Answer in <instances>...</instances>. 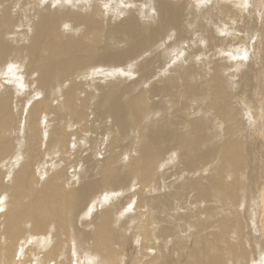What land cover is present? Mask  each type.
<instances>
[{
    "label": "bare ground",
    "instance_id": "6f19581e",
    "mask_svg": "<svg viewBox=\"0 0 264 264\" xmlns=\"http://www.w3.org/2000/svg\"><path fill=\"white\" fill-rule=\"evenodd\" d=\"M30 1L31 0H0V23H3L6 28L5 33L8 39L4 43V38H0V77L2 78L0 80V264L11 263V259L17 258L21 260L18 264H71L72 258L78 259L79 257H82V260L86 264H210L212 259L222 261L221 264H236L232 261V258L236 255L235 249L238 247V243L236 244L233 242H236L235 232L238 234L237 227L243 229L241 226L243 224L239 222L240 217H238L237 214L240 212V209L245 210V203L251 204L250 199H254L255 197L246 199L240 198L242 201H239V196L245 189L240 186L242 180L236 176L235 172L233 173L234 177H231L228 183L225 182L226 177L224 176H226V166H229V169H232V171H236V167L239 166V159L242 157V150H240L235 140L232 141L233 138L232 140L230 139V136L226 138L227 141H225L222 146L220 152L221 159L218 158L222 161L221 166L217 165L219 167L215 172L212 171L214 174H211V178L204 180L208 190L195 187L197 184L195 185V183L190 180L192 185H195H193L194 188L188 187V189L175 192H166V189L164 192L150 191L149 193H143L136 190V193H134L135 191L132 192V185L135 180L138 181L139 186L145 189L154 187V169L157 170V168H155L157 157L154 151V142L162 138L165 144L172 143L169 141L175 136H179L173 131L174 129L172 131H170V129L164 130L163 127L158 129L161 134L155 137L149 135L147 140H143L141 148L137 153V158H132L129 161V166H127L128 164L126 165L128 169H125V172H120L118 165H115L117 155H114L112 152L103 155V158H100L94 165L90 161H94L95 159V156L93 157V155H95L93 154L94 151L89 154L88 152L90 149L84 146L83 143L82 145L79 143V145H81L79 153L72 151L68 154L69 157L66 156V159H63V161H60L62 155L55 157L56 159L54 158V161H41L45 154H51L53 152V147L56 143L59 144L60 148L63 146L66 147L68 145L67 141L71 135V132L68 131L64 133V127H38L36 124L40 120L41 113L45 111L47 114H51L55 112V109L61 108L65 113L67 112L72 116L74 122L81 121L84 116H86V105L90 97H88L89 95L85 96V93L81 91L84 82L81 83V79H74V77L79 78L77 72L83 70V67H85L87 73L95 69V67H101L102 64H104V66L105 64H111L112 66L122 65L125 63V59L130 57L140 60V58L144 56V53H146V49L152 39L159 34L162 28H172L175 34L174 37H176L177 43H179L186 35L185 29L188 28L189 21L195 23L197 20L194 19L193 16L189 17L191 12L187 9L186 0H182L178 3L172 0H154V8L157 9L159 15L155 13L158 19L156 25L158 26L154 25L153 27H158L160 30H156L155 28L152 30H141L137 19L140 18L142 14L137 13L134 8H128L127 4H122L120 6V8L123 9L120 14L122 20L108 28V31L120 40V43L114 47H107L102 39L104 38L106 40L105 37H102L105 25L100 11L104 9L108 0H39V3H44V9H40L38 3L32 11L24 12V6ZM110 1L111 3H116L114 0ZM140 1L141 0H129L131 4ZM113 8V5L108 8L106 12L108 17L112 13L113 16L118 15L116 9L113 12ZM151 9L152 8H149V6L146 7V13L148 14ZM119 10L118 7V11ZM151 18H153V16L149 14L147 19ZM185 20H189L188 23L186 22L185 24ZM66 23L67 25L65 27ZM29 26H32L31 33L27 32ZM15 28H17L16 31H14ZM64 28L69 29V31L64 30ZM148 28L151 27L148 26ZM211 30L213 31V29ZM8 33H14V35L9 37ZM167 34L170 33L168 32ZM29 35H31V37L28 39ZM210 35L213 36L212 34H209V36ZM158 38L162 39L163 37L160 38L159 36ZM213 39L209 38L208 40L210 44L213 43L214 45ZM28 40L29 42H27ZM7 55H15L16 62L18 60L21 65L24 64L26 68L25 74L29 76L26 77V82L30 85L33 84L38 90L44 93L41 100L31 105L26 115L27 121L23 143L28 147L27 152L30 154V157L23 159L21 163V158L17 153L15 156L12 155L11 157L8 155L13 145L11 143V134H13V130L9 127L12 120L13 108L21 109L24 100H20L19 97L15 100L16 96L12 95L14 91L9 87V84L12 83L10 76L11 65L8 58H6ZM152 67L147 63L145 68L143 65V69L140 72L142 73V78H140V82L138 81V86H134L133 93H131V90L126 92L127 89L117 85L118 83L114 84L116 83L115 81L101 91L100 102H98L99 108H101V110L99 109V113L102 116L108 115L113 124L119 126H116L119 130H123L125 127L137 126L146 111L147 101L145 100V94L148 92L152 95L158 93V91H155V87V90L151 88L148 89L146 93L141 88L150 85L149 82L154 83V77L156 75L153 77V74L156 70ZM217 69H219V67ZM211 73L212 76L210 74V78H212H209L212 81V85H209L212 87L210 88V90H212V99H210L211 108L221 115H230V102L227 99V93L224 87L219 83V74L215 71ZM145 75L149 77L146 78V80L143 78ZM31 76L32 78L34 77V80L31 79ZM63 78L71 80V83L61 92L63 98L62 104H59L58 108H53L52 102L54 103L55 101L53 99L54 93H52V89L58 81H66L62 80ZM18 81L19 79L16 83H18ZM22 81L23 79L20 82ZM184 82L183 92L182 90L180 91L182 92L181 96L186 97L191 95L192 92L196 93V90H193L194 87L187 85L188 82ZM168 83L166 84L168 85ZM167 85H165V87L163 86L164 91L170 92L171 88ZM169 85L171 86V84ZM131 86L133 87V84ZM138 88H140V90ZM137 89L140 92L134 95ZM171 90H173V88ZM171 92V95L174 96L173 91ZM82 94H84V96L80 98ZM158 95L160 94H157L155 97H158ZM25 98L27 99V97ZM79 99H81V105H79ZM30 101L32 100L30 99ZM38 112L40 113L37 116ZM133 114H139V116L135 117ZM126 120L127 126L125 123ZM263 124L264 123H262V125ZM70 128L72 129L74 127ZM75 133L77 135V132ZM128 135L129 134L126 136ZM44 136L46 137L42 141ZM179 139V141H181V138ZM38 142H45L46 145L52 147V149L45 152L37 150ZM17 144V151H19L21 149V143L18 141ZM191 149L193 150L194 148ZM195 150H197V148H195ZM41 152H43V157ZM73 153L75 155H73ZM87 153L88 156H85ZM40 161L49 177L48 181L41 187L38 182L33 180L36 171L35 166ZM197 161L198 156L195 154L189 161V166L187 165V167L191 169L190 167H193ZM85 162L86 165L84 164ZM118 163L122 164V162L119 161ZM78 164H81L79 175L83 176L79 178V181H74L76 176H72V174H74L72 172H75L76 165ZM186 164L187 162L182 165L185 166ZM49 166L52 167L51 170L48 171ZM39 168L40 166L38 169ZM88 168L87 175L89 174L90 176L86 177L83 172L84 169L86 170ZM178 178L179 177H177V179ZM120 184L126 186V189L123 188V190L126 191L125 193H129L126 196L129 205H131L132 201L136 202L133 212H131V210L130 213L127 211V209H129L127 207H130L127 203L117 205L116 203L118 202L110 203L99 209H93L92 203L94 196L103 198L101 195H103L102 191L104 190L102 189H104V186L108 185L117 190ZM160 185L163 184L161 183ZM192 185L190 184V186ZM106 190L108 191V189ZM118 191L121 192V190ZM239 191L241 193H239ZM10 193L11 195L8 198L3 196L9 195ZM180 195L183 198H188L186 201L183 200L187 202L188 205L185 209H183L184 206H178L180 204H176L177 206L172 204V198L181 197ZM219 198L221 203L218 204L222 209L216 207L214 209L205 206L206 208H202L200 211L203 212L202 216L204 214H213L216 212L217 216L219 215V219L221 215L220 211H225L227 214H223L225 217L227 216L228 221L224 222L220 220V222H218V218L216 219L217 222H209L210 224H206L202 221L204 224L202 228L199 229L198 226L200 223L199 225L197 223L199 220L196 221L193 217L195 215L198 217L199 211L196 209L198 207H193L192 204L196 203L197 206H204L205 202L211 201L216 203L219 201ZM125 200H123V202H125ZM238 202L240 209H238L237 206ZM260 202L261 206L258 208L259 214H248L250 209L247 212L248 217L244 216L246 212L243 214L244 217L249 219L247 221L250 225L252 224L254 226L257 224L262 226L264 222V197L261 198ZM174 206L177 208H174ZM235 206L237 207L236 210L234 209ZM69 208H71V215L67 212ZM195 209L197 211L193 212ZM76 210L77 215L85 210V215L88 214V218L92 220L90 225L77 235L76 231L70 225L75 221L73 212ZM94 210L96 211L94 212ZM183 211L186 213L191 211V217L181 213ZM174 213L179 214L175 216ZM124 217L125 220L122 219ZM189 217L191 219H188ZM67 218H69V221L65 228L53 230V225L55 223L56 226H58L60 222ZM205 219L206 218H204V220ZM213 224L215 225L214 227H212ZM207 226L216 231L207 234ZM235 227L236 229L234 230L233 228ZM151 229L152 233L153 229H156L157 235L156 233L155 235L158 236V239L160 238L159 241L155 240V243L153 242L151 245H153L154 250H159L161 254L152 255L147 252L148 254H146L147 256L145 257L143 256V253L145 254V243H148L147 240H151L149 238L151 236H149V231ZM192 229H194L195 234L191 232ZM183 230L186 232L188 230V232L191 233H186L184 236L181 233ZM232 230H234L233 234L230 233ZM197 233H200L199 236ZM240 234L242 236H240L239 243L243 244V234L242 232ZM210 235L211 238L208 239L207 237ZM75 236L80 240V244H75ZM166 237L169 238L166 239ZM188 239L190 240V245L186 246L185 242H189L187 241ZM28 245L30 247H28ZM258 251L261 256H264V245H262ZM9 256L10 258H8ZM100 256L103 258L98 260ZM202 258H207L208 260ZM112 259L118 260V263L111 261ZM176 261L177 263H174Z\"/></svg>",
    "mask_w": 264,
    "mask_h": 264
},
{
    "label": "rangeland",
    "instance_id": "374dc122",
    "mask_svg": "<svg viewBox=\"0 0 264 264\" xmlns=\"http://www.w3.org/2000/svg\"><path fill=\"white\" fill-rule=\"evenodd\" d=\"M172 1L178 3L181 2L182 0H172ZM114 2L116 3H111V1L108 0L106 5L104 6V9L100 11V14L102 13V20L104 21V25H105V30L102 33V37H105L106 40L104 38L102 39L107 47H114L120 43V40H118L119 38L114 37L108 31V28H110L111 26L122 20V18L120 17L121 11L123 10L120 8L122 4H127L128 8H134L137 13L142 14L141 17L137 19L138 25L141 30L143 29L152 30L154 28L156 30H160V28L158 27H153L154 25L158 26L156 25L157 24L156 22H158V19L156 18V14L159 15L157 9L154 8L155 7L154 0H141L140 2H137L135 4H131L129 0L126 1L114 0ZM186 2H187V9L191 12L189 14V17L193 16V18L197 20L195 21V23L190 22L189 20L184 21L185 24L186 22L188 23L189 21L188 28L185 29V33L187 36L186 35L184 36L183 38L184 40L182 39L179 41V43H177V39L176 37H174L175 36L174 30L172 28H162V30L159 31V34H157L156 37L152 39L148 48L146 49V53H144V56H142L143 58L141 57L140 60L130 57L125 59L124 61L125 63H123L122 65L120 64L118 66L116 65L112 66L111 64L109 65L105 64L104 66V64H102L103 67L102 65L101 67H95V69H93L92 71L90 70L87 73L85 71V67H83L84 68L83 70H79L77 72V74H79V78L74 77V79L76 80L81 79L82 81L81 83L84 82L83 89L81 91L85 93V96L89 95L88 97H90L86 105V110H87L86 116H84L83 120L74 122L72 116L67 112L65 113V111L61 110V108L55 109V112L51 114H47V112L43 111L41 113L42 116L40 115V120L36 124L38 127H49V126L64 127V133L68 131L71 132V135L69 137V140L67 141L68 145L66 147L63 146L62 148H60L59 144L56 143L55 144L56 146L54 145L53 152L51 154L47 153L43 157V152L52 149V147H48L45 142L43 143L38 142L37 150L43 151L41 152V155L43 157L41 161L42 160L54 161L56 159L55 157H59L61 155L62 156L60 161H63V159H66V156H68V154L71 153L72 151L79 153V149L83 143L84 146L90 149V151L88 152L89 154H91L94 151L93 154L95 155H93V157L95 156V159L94 161L90 160L94 165L100 158H103L102 157L103 155L112 152L114 155H117L115 165H118L120 172H125L128 169L126 165L128 164L127 166H129V161L132 158H137V153L141 148V144L143 140H147L149 138V135L155 137L156 135L161 134V132L158 130L161 127H163L164 130L170 129V131L174 129L173 131L176 132L177 136L179 135L178 137L181 138V141H179L180 139L175 136L169 141L172 143L165 144L162 138L154 142V146H155L154 151L157 157V162L155 164V168H157V170L154 169V178H155L153 181L154 187L152 186L153 188L149 187V189L147 188L145 189L144 187L139 186L138 181L135 180L132 185L134 187V188L132 187V192L135 190L143 193H149L150 191L164 192L165 189L166 192H170V191L175 192L182 189H188V187L194 188L193 187L194 184L192 185V182H194L195 185L197 184L196 186L194 185L195 187L199 189L208 190L207 184L204 183V180H208L211 178V176L214 174L212 171L215 172V170L219 167L217 165L221 166L222 161L219 160L221 159L220 152L225 141H227L226 138L230 136L231 137L230 139L232 140L233 138L232 141L235 140V142L239 145L240 150H242L241 151L242 157H240L239 159V166L236 167V171L234 170L232 171V169H229L230 168L229 166H226L225 168L226 176H224L226 177L225 182L228 183L229 180H231V177H234L233 173L235 172L236 176L242 180L240 186L245 189L242 193L239 191V193H241L239 196V201H242L241 199L255 197L254 199H250L251 204L245 203V210L247 211L240 209L239 202L237 203L238 209H240V212H238L237 216L240 217L239 222L243 224L241 225L243 229L237 227L238 234L235 232L236 242L233 243L236 244L238 243V247L235 249L236 255L234 258H232V261H234V263L236 264H264V256H261L258 251L259 248L262 245H264V222L262 223V226L257 224L253 226L252 224L251 225L249 224V222L247 221L249 219L246 218L248 217V214L250 215L254 213L259 214L258 208L261 206L260 201L261 198L264 197V124L262 125V123H264V0H213V1L186 0ZM38 3L39 0H31L28 4L24 6L23 9L24 12L32 11ZM43 4H44L43 2H40L38 7L40 9L41 8L44 9ZM112 5L114 7L113 12L116 9L118 15L113 16L112 13L108 17L106 12L108 8ZM148 6L149 8L151 7L152 9L149 10V13L147 14L146 7ZM118 7L120 9L119 11H118ZM149 14L152 15L153 18L147 19ZM208 19H209V23H208ZM66 25L67 23L65 24V27ZM148 26L151 28H148ZM31 28L32 26H29V30L27 32L31 33ZM211 29H213V31ZM16 30L17 28H15L14 31ZM64 30L69 31V29L67 28L66 29L64 28ZM5 31L6 28L4 27L3 23H0V38L1 39L4 38L3 39L4 43L8 40ZM168 32L170 34H167ZM209 34H212L213 36L211 35L209 36ZM8 35L9 37H12L14 33H8ZM158 35L160 36V38L163 37L165 39L163 38L159 39ZM30 37L31 35L28 36V39ZM209 38L212 39L215 38L213 39L214 45L213 43L211 44L209 43L208 40ZM27 42H29V40ZM6 58H8L11 65L10 76L12 83L9 84V87L10 89H12V91H14L12 92V95L16 96L15 100L17 99V97H19L20 100H24V104L22 105L21 109L13 108L12 120L10 122L11 124L9 125V127H11L13 130L12 131L13 134H11V143L13 145L8 155L9 157H11L12 155L15 156L17 153L21 158L20 159V163H21L23 159H27L30 157V154L27 152L28 147H26L25 144L23 143V139L25 137L24 130L26 128V121H27L26 115L31 105L41 100L42 96H44V93L38 90L36 86H34L33 84L30 85L26 82V77H29L25 74L26 68L24 67V64L21 65L18 60L16 62L15 55H7ZM146 63L151 67L152 66L154 67V70L156 71L153 74V77L155 75L156 76L154 77V83L149 82L150 85L141 88L146 93L148 92L147 91L148 89L155 87L156 90L155 88L154 90L158 91L157 94L160 95H158V97H155L157 94L152 95L151 93L148 92L150 94L149 95L148 93H146L145 94L146 96L145 100L147 101L146 111L142 116L140 123L137 126L125 127L123 130H119L117 128L119 126L113 124V122L109 119L108 115L102 116L99 113V109L101 110V108H99L98 102H100L101 91L106 89L110 84H113V82L115 81L116 83L114 84L118 83L117 85H120L122 88L124 87V89H127L126 92H129L131 90V93H133L134 86H138L140 82V78H142V73L140 72L143 69V65L145 68ZM218 67L219 69H217ZM166 70H168L169 72ZM214 71L219 74L220 77L219 83H221V86L224 87L227 93V99L230 102L229 104L230 115L228 114L227 116H225L224 114L221 115L220 113L215 112L211 108L210 99H212L211 97L212 90H210V88L212 87L210 86L212 85L211 83L212 81L210 79L212 77L210 78V74L212 76L211 72ZM161 74L164 78L161 76ZM143 78L144 80H146V78L149 77L148 75H145L143 76ZM1 79L2 78L0 77V80ZM18 79L19 81L18 83H16ZM22 79L23 81L20 82ZM31 79L34 80V77L32 78L31 76ZM62 80H66V81H58L54 85L55 87L52 89V93H54L53 99L55 101L54 103L52 102L53 108H58L59 104H62L63 98L61 92L64 91V89L69 83H71V80L69 79L63 78ZM135 80L139 82L137 83ZM184 81L188 82L187 85L194 87L193 90H196V93L192 92L191 95L186 96L189 100L186 97L181 96L182 95L181 93L183 92V86L185 83ZM165 82L166 83L169 82L168 85ZM132 84L133 87L131 86ZM169 84H171V86ZM165 85H167L171 89L173 88V90L170 89V92L164 91L163 86L165 87ZM138 89L140 90V88ZM138 89L136 92H134V95L140 92ZM181 90L182 92H180ZM171 91H173L174 96L171 95L172 94ZM24 96L27 97L28 101ZM83 96L84 94H82L80 98ZM30 99L32 101H30ZM80 100L81 99H79V105H81ZM208 105L210 108L208 107ZM39 113L40 112H38L37 116L39 115ZM133 116L138 117L139 114H133ZM125 123L127 126V120L125 121ZM70 127H74V128L71 129ZM75 132H77V135ZM42 133L46 134L45 132ZM127 134L129 135L126 136ZM45 137L46 136L42 138V141ZM174 140L177 142H175ZM18 141L21 143V149L19 151H17ZM79 143H81V145H79ZM191 148H194L193 149L194 151ZM195 148H197V150H195ZM88 153L85 154V156L86 155L88 156ZM195 154L198 156V161L195 164L196 166L195 165L193 166L194 168L190 167L191 169H189L187 165ZM73 155L75 154L73 153ZM128 155L130 159L128 158ZM187 158L189 161L187 160ZM41 161L35 166L36 171L34 173V179H33L34 181L38 182L40 187L49 179L46 171L43 168V165H41ZM118 161L122 162V164L120 163L121 164L120 165ZM186 162L187 164L185 165L186 166L185 167L183 165ZM84 164L86 165V162ZM38 165L40 166L39 169H38L39 167ZM51 167L52 166H49L48 171L51 170ZM80 168H81V164H78L76 165L75 172L74 171L72 172L74 173L72 174V176L74 177L76 176L74 181H79V178L83 176V175H79L80 174L79 172L81 170ZM88 170L89 168L86 170L84 169L83 172L85 174L84 176L86 177L90 176L89 174L87 175ZM177 177L179 178L177 179ZM159 181L163 185H160L161 183ZM185 183L187 184V186ZM190 184L192 186H190ZM203 185L206 188H204ZM123 188L126 189V186H124L123 184H120L117 190L113 189V187L108 185L104 186V189H102L104 190L102 191V194L104 196L101 195L103 198H100V196H94L92 203L93 209L102 208L113 202H118L116 203L117 205L121 203L122 204L127 203L129 205L128 199L126 198L127 194L129 193L128 192L125 193L126 191L123 190ZM106 189H108V191ZM118 190H121V192ZM136 191L134 193H136ZM10 195L11 193L9 195H3V196L8 198ZM172 199H173L172 201L173 205L177 206L178 204H180L178 206H182V207L184 206L183 209H185V207H188L187 202L183 201V200L185 201L188 200V198H183L181 196ZM123 200H125V202H123ZM218 203H221L220 198L219 201H217L216 203H213L211 201L205 202L204 206H199V205L197 206L196 203L192 204L193 207H198L196 208L199 211L198 217L195 215L193 216L195 219L193 217L192 218L196 221L199 220L197 221L198 225L200 223V225L198 226L199 229L202 228L204 224L202 221H204L206 224L207 223L210 224L209 222H217L216 221L217 218H218V222H220V220L224 222L228 221L227 216L226 217L224 216V214L225 215L227 214V212L225 213V211H220L221 213L220 219H219V215L217 216L216 212L213 214L211 213L204 214L202 216L203 212L200 211L202 210V208L212 207L215 209L216 207L222 209ZM129 206L130 207L126 206L127 208H129L127 209V211H129V213L130 210L131 212H133L135 210L136 202L132 201L131 205ZM175 206L174 208H177ZM236 208L237 207L235 206L234 209L236 210ZM70 209L71 208H69L67 211L69 215L72 214L70 212ZM196 209L193 212H196L197 211ZM95 211L96 210H94V212ZM245 212L246 214H244ZM181 213L190 216L192 212L190 211L189 213H186L183 211ZM73 214L75 217V221L70 225L76 231V235H77L80 234L82 231H84L86 227L90 225V222L92 220L88 218L89 217L88 214L85 215V210L83 212L81 211L79 215H77V210L74 211ZM178 214H175V216L176 215L178 216ZM243 214L246 217H244ZM190 217L188 219H191ZM203 217L206 219L204 220ZM122 219L125 220V217ZM68 221L69 218L64 219L62 222H60L58 226H56L55 223L53 225V230L65 228L68 225ZM214 226L215 225L213 224L212 227ZM209 228L210 227H208L207 234H209L212 231H216L213 228L210 229ZM233 229L235 230L236 227ZM234 230L230 231V233L233 234ZM150 231H149V236L150 235L151 236L149 238L151 240L149 239L150 241L147 240L148 243H145L146 244L145 254L143 253V256L145 257L147 256L146 254H148L147 252H149L152 255L161 254V252L159 253V250L158 251L156 249L154 250L153 245H151L153 242L155 243V240L157 241L160 240V238L158 239L157 238L158 236H156L157 231L156 229L155 230L153 229V233H152V229ZM191 232H194L195 234L194 229H192ZM191 232H188V230L187 232L185 230L181 231V233L184 236L186 233L188 234ZM241 232L243 234V239H242L244 241L243 244L239 243L240 236H242L240 234ZM167 238L169 237H166V239ZM207 238L210 239L211 235L208 236ZM187 241L189 242H185L186 246H189L190 240L188 239ZM74 242L75 244H80V240L76 238V236ZM28 247L30 246L28 245ZM8 258H10V256ZM102 258L103 257L100 256L98 260ZM202 259L208 260L207 258H202ZM11 260H10L11 263L8 264H16V263L18 264V262L21 261L18 258L13 259L14 262L13 260L12 261ZM111 261L117 262L118 260L112 259ZM1 262H2V256H1ZM83 262L84 261L82 260V257H79L78 259L72 258L71 264H75V263L86 264L85 262L84 263ZM174 263H177V261ZM218 263L221 264L222 261H216L214 259L210 261V264H218Z\"/></svg>",
    "mask_w": 264,
    "mask_h": 264
}]
</instances>
